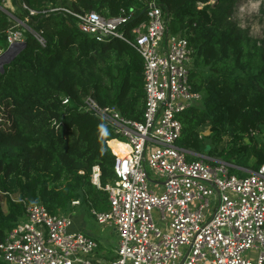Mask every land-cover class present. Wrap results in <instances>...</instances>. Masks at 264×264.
I'll list each match as a JSON object with an SVG mask.
<instances>
[{"label":"trees","instance_id":"obj_1","mask_svg":"<svg viewBox=\"0 0 264 264\" xmlns=\"http://www.w3.org/2000/svg\"><path fill=\"white\" fill-rule=\"evenodd\" d=\"M148 1L11 0L13 9L0 1L1 48L7 47V28L16 19L25 23L19 25L24 47L0 68V194L7 205L0 201V239L24 218L25 203L41 202L52 213L71 211L75 198L78 205L109 208L107 191L91 181V169L99 165L101 185L114 178L107 140L115 133L80 105L89 94L142 119L143 62L128 30L144 18ZM159 1L172 17L171 29L193 47L189 79L201 93L181 112L176 143L194 152L188 159H221L231 164L229 172L245 175L244 167L264 162V147L253 135L264 127V39L234 20L238 0ZM55 6L132 15L124 37L97 41L50 9ZM31 30L41 32L44 44ZM115 145L120 153L128 149ZM0 264L8 263L0 257Z\"/></svg>","mask_w":264,"mask_h":264},{"label":"built area","instance_id":"obj_2","mask_svg":"<svg viewBox=\"0 0 264 264\" xmlns=\"http://www.w3.org/2000/svg\"><path fill=\"white\" fill-rule=\"evenodd\" d=\"M50 9L71 17L97 41L124 37L132 15L123 9L110 16L94 9ZM143 10L144 18L128 30L143 62L142 119L123 115L116 105H100L89 94L80 105L115 133L107 140L114 178L101 185L99 165L91 169V181L107 191L109 208H90L97 222L116 231L112 258L97 255L96 238L69 229V212L52 213L32 202L24 204V218L0 239V257L8 264H178L182 257V264H264V162L237 175L224 160L211 162L202 154L187 158L194 152L176 140L181 112L201 96L189 79L193 47L171 29L172 17L159 0H149ZM19 25L25 23L16 19L7 28V45L24 40ZM31 31L44 44L41 32ZM115 142L127 151L118 153Z\"/></svg>","mask_w":264,"mask_h":264},{"label":"rangeland","instance_id":"obj_3","mask_svg":"<svg viewBox=\"0 0 264 264\" xmlns=\"http://www.w3.org/2000/svg\"><path fill=\"white\" fill-rule=\"evenodd\" d=\"M3 4L11 9L15 7L11 0H6ZM233 18L240 26L247 28L252 36L264 39V0H238L237 7H235L233 11ZM203 130L205 133L207 132L206 127ZM253 135L256 137L257 143L264 147V127L261 126L259 130H254ZM118 137L124 139L121 136ZM114 149L120 153L116 149V145H114ZM147 168L150 175H152L151 177H157V175H153L149 167ZM160 179H162V177H160ZM0 201L3 208L6 209L7 205L3 194H0ZM90 208L91 207L85 204L75 205V207L68 212L72 214L71 216L78 219L80 230L83 232L85 231L84 233L86 234L89 233V235L98 240L99 246L97 248V255L100 258L106 259L113 255L117 234L112 225L97 222ZM76 210H79L78 212L80 213H75ZM79 214H81L83 218H81ZM154 214L156 216V212H154ZM106 254L109 255L103 257V255L105 256ZM251 256H253V254H251Z\"/></svg>","mask_w":264,"mask_h":264},{"label":"water","instance_id":"obj_4","mask_svg":"<svg viewBox=\"0 0 264 264\" xmlns=\"http://www.w3.org/2000/svg\"><path fill=\"white\" fill-rule=\"evenodd\" d=\"M25 45V41L15 42L8 44L7 47L0 53V68H2L3 63L10 61L20 49ZM184 257H182L178 264H182Z\"/></svg>","mask_w":264,"mask_h":264},{"label":"crops","instance_id":"obj_5","mask_svg":"<svg viewBox=\"0 0 264 264\" xmlns=\"http://www.w3.org/2000/svg\"><path fill=\"white\" fill-rule=\"evenodd\" d=\"M244 170H246L247 172H248V170H250L249 168H245L244 167ZM79 210H76V212L75 213H80V212H78ZM72 215V214H71ZM80 215V217L81 218H83L82 217V215L81 214H79ZM72 217V224L70 225V227H69V229H71V230H80L79 228H80V223H79V221H78V219L77 218H74L73 216H71ZM80 231H82V230H80ZM85 232V231H84ZM89 234V233H88ZM98 241V240H97ZM99 243V242H98ZM112 250V249H111ZM113 251V250H112ZM109 254H106L105 256L103 255V257H107Z\"/></svg>","mask_w":264,"mask_h":264}]
</instances>
